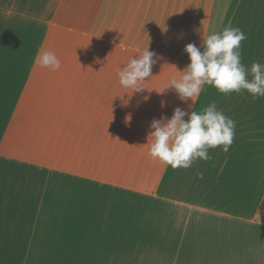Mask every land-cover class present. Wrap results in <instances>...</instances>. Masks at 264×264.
<instances>
[{
	"label": "crops",
	"instance_id": "1",
	"mask_svg": "<svg viewBox=\"0 0 264 264\" xmlns=\"http://www.w3.org/2000/svg\"><path fill=\"white\" fill-rule=\"evenodd\" d=\"M101 1L106 40L66 33L99 22L97 0H0V264H264V97L157 92L212 28L239 27L242 63H264V0ZM66 40L73 55L52 50ZM147 46L153 76L130 94L116 69ZM44 49L59 70L34 63ZM213 101L236 122L227 152L188 169L148 154L152 119Z\"/></svg>",
	"mask_w": 264,
	"mask_h": 264
},
{
	"label": "clouds",
	"instance_id": "2",
	"mask_svg": "<svg viewBox=\"0 0 264 264\" xmlns=\"http://www.w3.org/2000/svg\"><path fill=\"white\" fill-rule=\"evenodd\" d=\"M246 39V34L232 25L219 31L210 29L202 35V51L193 43L185 45L190 62L179 70L183 73L180 78H172L163 89L156 91L161 93L171 87L181 101L186 98L193 101L205 86H213L225 95L244 90L253 98L264 97V63L253 62L247 68L241 61V42ZM157 59L158 54L148 46L139 56L129 57L126 64L116 69L121 87L131 89L130 94L146 90L142 85L153 76L152 66ZM34 63L51 71L61 68L58 56L47 49L38 52ZM126 120L130 121V116ZM235 127L236 122L224 115L214 101L199 111L186 112L176 107L170 118L162 115L150 122L148 154L174 169H188L197 159L209 160V149L221 147L227 152L233 143ZM198 175L203 179L202 173Z\"/></svg>",
	"mask_w": 264,
	"mask_h": 264
},
{
	"label": "rangeland",
	"instance_id": "3",
	"mask_svg": "<svg viewBox=\"0 0 264 264\" xmlns=\"http://www.w3.org/2000/svg\"><path fill=\"white\" fill-rule=\"evenodd\" d=\"M98 1V10H99V22L97 21V19H92L91 13H84L81 14V17H73V20H69L67 27H66V33L67 36H71L74 38H80L77 36H84L87 38V36L90 34V37H88L87 40H92V36L94 40H106V32H105V11L102 10L103 7L105 6V2L101 1V0H97ZM103 2V3H101ZM84 8L89 7V5L87 4V6H83ZM86 24H82L81 22H85ZM95 29H99L98 31V36H97V32ZM69 33H71L72 36ZM96 37V38H95ZM78 40H66L65 45L62 46V44L57 45L55 47H52L53 51H57V52H61V53H66V54H71L73 55L75 52V48H74V44L75 42ZM80 41V40H79ZM131 262H127V264H130ZM132 264H140L139 262H134Z\"/></svg>",
	"mask_w": 264,
	"mask_h": 264
}]
</instances>
